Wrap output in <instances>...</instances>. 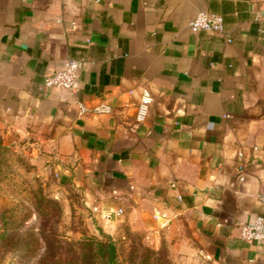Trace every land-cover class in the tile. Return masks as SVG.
Listing matches in <instances>:
<instances>
[{
	"label": "crops",
	"instance_id": "obj_1",
	"mask_svg": "<svg viewBox=\"0 0 264 264\" xmlns=\"http://www.w3.org/2000/svg\"><path fill=\"white\" fill-rule=\"evenodd\" d=\"M199 11L226 32L192 31ZM258 13L264 0H0V132L30 141L105 232L166 238L175 264H264L241 236L264 215ZM70 58L75 86L42 88Z\"/></svg>",
	"mask_w": 264,
	"mask_h": 264
},
{
	"label": "rangeland",
	"instance_id": "obj_2",
	"mask_svg": "<svg viewBox=\"0 0 264 264\" xmlns=\"http://www.w3.org/2000/svg\"><path fill=\"white\" fill-rule=\"evenodd\" d=\"M43 161L39 154H33L30 141L0 132V264H45L40 263L47 252V243L39 234L42 226L48 233L57 231L55 239L62 244L58 248L60 264H69V252L80 253L88 237L103 239L104 235L116 242L120 264H175L166 238L155 247L152 236L132 231L125 220L117 226L121 233L117 237L105 232L86 204L84 193L45 170ZM42 195L60 203L58 223V214L48 213V205L41 204ZM70 264H79L78 257Z\"/></svg>",
	"mask_w": 264,
	"mask_h": 264
},
{
	"label": "built area",
	"instance_id": "obj_3",
	"mask_svg": "<svg viewBox=\"0 0 264 264\" xmlns=\"http://www.w3.org/2000/svg\"><path fill=\"white\" fill-rule=\"evenodd\" d=\"M258 17L264 18V14L258 13ZM190 28L194 32L206 31L223 34L226 32L225 20L223 16L206 11H199L197 15L191 19ZM229 41H232V39L229 38ZM81 67V60L72 58L68 59L62 69L52 72L45 78L42 88L72 89L77 83L78 74ZM152 102V93L148 89H144L137 111L138 121H145ZM79 108L82 114H106L112 111V108L107 104L89 107L85 103H80ZM259 199L264 203V193L259 196ZM241 236L244 240L249 242L258 244L263 243L264 215L258 216L254 221L242 224Z\"/></svg>",
	"mask_w": 264,
	"mask_h": 264
},
{
	"label": "trees",
	"instance_id": "obj_4",
	"mask_svg": "<svg viewBox=\"0 0 264 264\" xmlns=\"http://www.w3.org/2000/svg\"><path fill=\"white\" fill-rule=\"evenodd\" d=\"M40 198H42L41 204L45 203L51 209V211H49L48 213L52 214V212H55L56 214H58V218L56 220V222L58 223L62 215V207L60 203L56 199L43 195ZM39 230V234L43 236L47 243V252H45L41 257L40 263L46 264L48 261H50L51 263L59 262L60 264L61 258L58 257V248H60L62 244L60 240L55 239L57 237V231L52 230L48 233L46 226H42ZM50 248H53L54 250H50ZM81 248L82 251L80 253H77L75 250L69 252L70 255H67L69 264L74 257H78L79 264H120L118 260V250L116 242L110 235H104L103 239L90 236L86 241L83 242Z\"/></svg>",
	"mask_w": 264,
	"mask_h": 264
}]
</instances>
